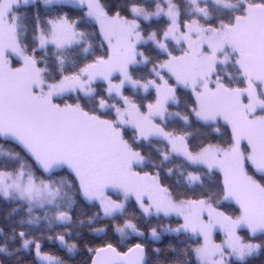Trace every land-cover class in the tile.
Returning a JSON list of instances; mask_svg holds the SVG:
<instances>
[{"label": "snow or ice", "instance_id": "snow-or-ice-1", "mask_svg": "<svg viewBox=\"0 0 264 264\" xmlns=\"http://www.w3.org/2000/svg\"><path fill=\"white\" fill-rule=\"evenodd\" d=\"M0 264H264V0H0Z\"/></svg>", "mask_w": 264, "mask_h": 264}]
</instances>
